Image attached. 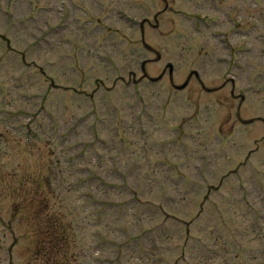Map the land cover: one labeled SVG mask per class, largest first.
<instances>
[{
    "label": "rangeland",
    "instance_id": "obj_1",
    "mask_svg": "<svg viewBox=\"0 0 264 264\" xmlns=\"http://www.w3.org/2000/svg\"><path fill=\"white\" fill-rule=\"evenodd\" d=\"M58 1L0 0V37L10 40L0 39V264H42L32 254L34 235L53 220L59 226L49 238L61 250H49L53 264H66L67 253L72 264H264V151L241 166L264 137V123L248 130L233 124L229 113L234 117L239 101L231 102L229 85L222 98H207L194 91V79V89L178 95L167 76L157 84H132L131 76L140 82L142 73L159 78L168 63L179 83L188 70L201 71L207 57L200 51L212 27L203 39L195 33L198 0H175L179 13L154 34L147 25V44L159 58L139 42V25L144 17L152 22L163 4L112 0L127 8L114 6L101 15L105 37L113 40L97 61L91 52L93 68H112L103 73L114 88L96 93L89 89L101 80L100 70L86 68L94 43L81 40L96 33L92 19L72 15L66 22ZM257 1L253 55L218 63L217 57L230 60L231 54L217 46L219 52L208 53V70L202 67L208 87H221L236 63L247 59L244 66L264 74V39H258L264 36V0ZM76 6L69 0L71 9ZM135 28L136 37L129 32ZM112 42L120 56H113ZM74 61L81 69L76 78ZM118 77L123 85L114 82ZM256 78L254 73L252 86ZM259 95L243 106V118L264 119V87Z\"/></svg>",
    "mask_w": 264,
    "mask_h": 264
}]
</instances>
